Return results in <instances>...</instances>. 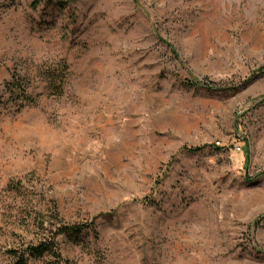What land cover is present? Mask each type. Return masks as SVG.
Listing matches in <instances>:
<instances>
[{
  "label": "rangeland",
  "instance_id": "rangeland-1",
  "mask_svg": "<svg viewBox=\"0 0 264 264\" xmlns=\"http://www.w3.org/2000/svg\"><path fill=\"white\" fill-rule=\"evenodd\" d=\"M51 2L0 0V95L35 98L0 102V264L60 224L27 264H264V0Z\"/></svg>",
  "mask_w": 264,
  "mask_h": 264
},
{
  "label": "trees",
  "instance_id": "trees-1",
  "mask_svg": "<svg viewBox=\"0 0 264 264\" xmlns=\"http://www.w3.org/2000/svg\"><path fill=\"white\" fill-rule=\"evenodd\" d=\"M52 3V0H46ZM54 2V1H53ZM58 5L62 4L60 1H55ZM68 65L64 61H60L53 66L46 67L41 75L46 82L47 91L49 96L61 97L64 92V85L68 76ZM186 85L189 87L198 86L196 83L187 80ZM29 80L28 78L21 77L18 74L11 75L2 89L0 95V102L3 100L10 104L11 108L15 112H20L23 108L35 103V98L28 92ZM2 105L4 103H1ZM18 185H7L5 191H17ZM91 225H79V224H60L53 232L50 233V237L47 240L41 241L37 246L30 247L24 250L22 253L13 252V262L11 264H27L29 259L43 258L45 255L53 257L56 261L61 260V255L57 251L56 239L58 237L64 238L71 244L80 246L84 241L86 232L90 231Z\"/></svg>",
  "mask_w": 264,
  "mask_h": 264
},
{
  "label": "built area",
  "instance_id": "built-area-1",
  "mask_svg": "<svg viewBox=\"0 0 264 264\" xmlns=\"http://www.w3.org/2000/svg\"><path fill=\"white\" fill-rule=\"evenodd\" d=\"M235 151H240V146L239 145H236Z\"/></svg>",
  "mask_w": 264,
  "mask_h": 264
}]
</instances>
